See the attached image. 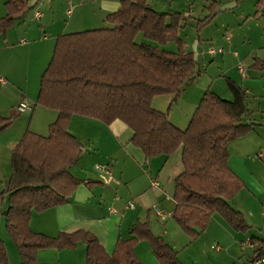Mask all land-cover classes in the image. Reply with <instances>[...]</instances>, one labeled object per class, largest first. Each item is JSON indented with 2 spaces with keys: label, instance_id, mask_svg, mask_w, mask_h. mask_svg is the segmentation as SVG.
<instances>
[{
  "label": "trees",
  "instance_id": "16d2710c",
  "mask_svg": "<svg viewBox=\"0 0 264 264\" xmlns=\"http://www.w3.org/2000/svg\"><path fill=\"white\" fill-rule=\"evenodd\" d=\"M5 9L0 34L25 15L28 3L10 0ZM179 23V15L157 13L147 0H120L119 10L106 17L104 29L57 38L36 101L55 112L56 119L46 137L29 131L22 136L12 151L11 176L0 195V200L7 196L8 207L1 215L21 264H37L39 250L73 249L79 243L86 246V264H141L134 252L139 242L149 244L160 264H178L176 253L152 235L148 223L136 222L128 237L118 240L111 256L86 232L53 239L30 231L32 212L65 204L80 184L69 172L82 151L68 132L73 116L105 125L122 122L147 160L181 150L182 172L174 180L172 220L191 241L207 229L214 215L235 232L247 231L242 214L229 205L244 183L228 166V144L252 130V124L245 125L251 112L241 88L227 81L231 101L206 92L185 130L171 125L167 114L152 107L156 97H171L170 105L176 102L199 73L193 53L178 38ZM208 23L210 18L198 28ZM139 34L156 46L137 43ZM168 43L176 46L175 52L161 49ZM10 125V118L0 116V132ZM4 258L0 242V261Z\"/></svg>",
  "mask_w": 264,
  "mask_h": 264
},
{
  "label": "crops",
  "instance_id": "0c3cea01",
  "mask_svg": "<svg viewBox=\"0 0 264 264\" xmlns=\"http://www.w3.org/2000/svg\"><path fill=\"white\" fill-rule=\"evenodd\" d=\"M8 1L10 0H0V20L7 15L5 4ZM258 1L256 0L253 14L250 15L249 22L243 29L249 42L247 52L248 60H251L249 69L252 72L246 71L245 77L241 78L236 67L233 70L229 68L225 71L229 78L222 76L225 87L218 85L214 89V82L209 83L206 87L205 80L202 81L204 85L193 87L192 81L180 94L190 101L192 106L190 109L193 110L190 114L195 112L206 92H211L223 100L231 101L232 95L228 90L227 81L241 88L245 94L247 106L251 112L246 121L249 124L246 126L252 124V130L228 144V166L244 183V188L230 202L231 207L242 214L246 224L244 212L254 210L243 204L249 203V199L253 203L259 195L264 196L262 195L264 186L257 181L259 171L264 169V163H259L255 159L262 143H264V132H261L264 129V70L261 69V66L264 65V27L259 25L260 20H264V0L259 3ZM235 2L234 0L222 7L213 2L207 8L212 15L209 14L210 22L216 14L235 8ZM27 3L29 11V0ZM147 3L151 7L150 0H147ZM68 5L70 7L66 14L70 16L71 24H67L66 28L79 25L84 26L82 32H87L107 27L105 19L108 15L119 10L120 0H91L90 3L83 0L74 6L70 0ZM88 5L89 11L86 9ZM222 8L224 10L219 11ZM217 10L218 12H216ZM87 13L93 19L84 20ZM162 14H177L180 16L181 22V14L177 12L170 11ZM40 18L41 16L37 19ZM18 19L4 34H0V116L11 119V125L0 132V153L4 163L0 161V171L5 170L2 175L4 182L0 179L3 188L11 176L12 151L22 136L29 131L46 137L49 126L56 119L55 112L38 106L36 101L41 76L52 59L57 38L62 36L60 32L63 25L55 24L54 14L48 17L43 16L39 22V29L34 25L16 28L15 24ZM99 24H103V27L89 29L91 25ZM235 35H238L237 32ZM235 35L226 38L227 41L232 42V45L227 46L224 51L223 47H219L221 49L218 50L222 52L216 53L213 57L207 53L209 58L217 59V55H220L222 64L225 61H234L235 58H239V53L232 50ZM243 37L238 35L240 40ZM22 40L23 43L20 42ZM181 41L185 44L187 51L193 53L188 49L186 43ZM200 44L201 41L198 40L195 48H198ZM215 56L217 57L215 58ZM206 73L207 70L204 69V75ZM248 76L249 78H247ZM180 95L179 97H181ZM162 97H166L162 102L165 107L170 105L172 98ZM156 98L153 99L152 106L153 103H157L154 102ZM23 99L33 102L34 109L29 113L28 121L20 119V117L14 119L12 115L13 108H16ZM38 107L42 110L39 111ZM186 116V118L173 117L172 119L170 115L168 121L174 127L183 130V124H189L191 119L188 112H186ZM35 118L37 124L34 125ZM43 121L42 125L39 124ZM33 127L34 131L31 130ZM76 131L80 132V139L76 137ZM68 132L76 138L82 148L78 161L69 169L70 174L80 184L65 204L44 212L31 213L29 229L32 233L55 239L60 234L86 232L93 235L105 253L111 256L118 240L127 238L131 227L136 222H141L148 223L152 235L162 238L176 253L178 264H226L231 261L237 262L242 258L243 246H245L243 236L246 232H235L218 216H212L207 229L193 241L172 220L176 206L173 201L172 186H174L175 178L182 172V164L178 169L176 167L177 157L172 158L170 155L159 158L157 156L158 158L153 157L145 162L146 158L142 151L131 142L132 131L120 121L105 125L94 119L73 116L68 126ZM96 166H100L101 169L98 170ZM152 180L158 182V189L150 188ZM165 185L168 193L164 192ZM2 200L6 201L8 207L7 196H4L0 201ZM129 204L133 205L132 209L128 208ZM157 207H160L162 212L158 211ZM5 211L0 209V242L4 247L5 257L0 261V264H21L17 247L7 234L5 221L4 227L2 226L1 221L4 218L1 212ZM156 211L161 215L158 216ZM249 216L252 217L251 213ZM251 240V250L256 248V244L259 246L253 252L251 260L255 255L264 257V240L253 238ZM12 244L16 250H13ZM134 252L141 264H160L147 242L137 243ZM36 262L37 264H86V246L79 243L73 249H42L37 252Z\"/></svg>",
  "mask_w": 264,
  "mask_h": 264
},
{
  "label": "rangeland",
  "instance_id": "374dc122",
  "mask_svg": "<svg viewBox=\"0 0 264 264\" xmlns=\"http://www.w3.org/2000/svg\"><path fill=\"white\" fill-rule=\"evenodd\" d=\"M68 1L70 0H29V8H30L29 11L26 12L25 15L19 17V19L16 21L15 27L19 28L23 26L27 27L29 25H34L39 29L38 26H39V22L41 21L40 19L43 16L48 17L49 15L54 14L55 21H56L55 24L57 26L63 25V27H61V32H60L62 35L82 32V29H83L82 27L84 26L72 25L71 28H68V29L66 28L67 24H71L70 23L71 18L68 14H66L67 9L70 7L68 5ZM71 1H72V5L74 6L75 4H77V2H81L83 0H71ZM86 1L88 3L91 2V0H86ZM233 1L234 0H150V5L152 9L156 12L168 13L172 11V12H177L181 14L182 19L180 22V29L178 31V38H180L186 43L189 50L193 51V49L195 48L196 42H198V40L201 41L200 46L196 48V55L198 56L196 71H199V73L197 77L194 79V81L192 82L193 87L194 86L196 87L198 85H204L202 83L203 80L207 82L206 87L209 83L212 84L213 82H214V85H213L214 89H216L218 85L225 87L224 79L222 78V76L224 75V77L229 78V76H227L225 71L229 68L232 70L235 69V67L239 63L244 64L247 72H252V70L249 69L251 60L250 61L248 60V52H247V50L249 49V42L246 36L244 35L243 29L248 24L249 22L248 19L250 15L253 14V11H254L253 6L256 0H235L236 1L235 8H233L232 10L218 13L214 16V18H212V21L210 23L201 27L200 29H198L197 27L198 23L210 17L211 14L207 10V8L211 4H213V2L220 4V7H222V6H226L232 3ZM86 9L89 11V5L88 7H86ZM36 12L40 14L41 16L40 19H37L34 17V14ZM88 19H93V18L91 17L90 14L87 13V17H85L84 20H88ZM259 25L261 27H264V20H260ZM95 27H98V28L103 27V24L91 25V28L89 29H94ZM236 32L239 36H244L243 39L240 40L238 38V35H235ZM231 35L236 36L233 41L234 46L232 50L239 53V58H235L234 61H225L224 64H222L221 62L220 55H217L218 57L215 56V58L217 57V59H214V58L210 59L209 56L207 55V52L210 49L218 50V49H221L219 47H223V51H224V49H226L227 46L232 45V42H230V40L229 41L226 40V38H228ZM136 42L137 43L145 42V43H149L151 45L156 46L154 42L144 39L141 34L137 36ZM162 48L165 51H170V52L176 51V46L173 43H168L165 46H162L161 49ZM204 69L207 70L206 75H204ZM247 78H249V76ZM180 96L181 97H178L176 102L166 107L162 103L164 102L163 98H166V97H157L155 99L156 101H154L157 103L156 104L153 103L152 107L156 111H159V112L163 111V113L167 114V118H169L170 115L172 116V119L173 117H176V118L185 117L186 118L187 117L186 112H188L189 115L192 117L194 113L190 114L193 111L192 108L190 109V107H192L190 105V101L187 100V98L185 97L183 98L182 95ZM20 102H26L27 104L33 106V102L26 100V99H23ZM38 110L40 111L42 109L38 107ZM12 111H13L12 115L14 119L20 117V119H25L27 121L29 120L30 114H19L15 107L13 108ZM34 121H35L34 125L37 124L36 118L34 119ZM42 123H44V121L40 122L39 124L42 125ZM187 126H188V123L183 124L182 126L183 130H185ZM33 129L35 128L34 127L31 128L32 131H34ZM261 132H264V129H262ZM76 135H77L76 137L80 139V132L76 131ZM261 150H264V143H262L261 145L260 151ZM176 157H177L176 167L178 169V167L181 166L180 149H178V151L172 154V158H176ZM159 158H162V156H159ZM255 159H257L259 163H264V159L257 158V155L255 156ZM0 161L1 163H3L1 153H0ZM146 161L147 159L145 160V162ZM165 170L167 171L168 169H165ZM4 171L5 170H3L2 172L0 171V179H2L3 182L4 180H3L2 175ZM163 173L165 174V171ZM257 181L260 183V185L264 186V169H261L259 171ZM169 188H170V185H169ZM172 189L174 190V186H172ZM164 192L168 193V189L166 190V185H165ZM229 205L232 206L231 202H229ZM243 205L251 207L254 210V211L247 210L243 214L249 226V229L246 231L245 236H243L244 240H251V238L258 239V240H264V215H262V212H264V196L259 195L258 197L254 199L253 203L249 199V203H244ZM6 208H7L6 201H3V200L0 201V209L2 211H5ZM157 210L162 212V209L160 207H157ZM250 213L252 217L249 216ZM1 222H2V226L4 227V220L2 219ZM12 247H13V250H16L13 244H12ZM243 247L244 249H243L242 258L238 260L237 262L231 261V262H226V264H249V262H251V257L253 255V252L257 250L259 246L256 244V248L254 250H251L250 246H248L247 244H245V246Z\"/></svg>",
  "mask_w": 264,
  "mask_h": 264
},
{
  "label": "built area",
  "instance_id": "2783aa9c",
  "mask_svg": "<svg viewBox=\"0 0 264 264\" xmlns=\"http://www.w3.org/2000/svg\"><path fill=\"white\" fill-rule=\"evenodd\" d=\"M35 15H36V18H39L40 17L39 14H37V13ZM20 42L23 43L24 41L22 40ZM221 52H222L221 50H213V49H210L207 53H208L209 56L213 57L216 53H221ZM236 68H237V71H238L239 75L241 76V78H244L245 75H246V71H247L246 68H245V66L242 63H239L236 66ZM1 82L4 83V81H1ZM16 109H17V112L19 114H29V113L32 112L33 107L31 105L27 104L26 102H20L18 104V106L16 107ZM257 158L264 159V150H261L257 154ZM96 168L98 170L101 169L100 166H96ZM158 187H159V185H158V182L156 180H152L150 182V188L151 189H158ZM128 208H131L132 209L133 208V205L129 204L128 205ZM156 213H157L158 216L161 215V213L158 212V211H156ZM245 244H247V245L250 246L251 245V241L250 240H245ZM249 264H264V257H255V258H253L251 260V262H249Z\"/></svg>",
  "mask_w": 264,
  "mask_h": 264
},
{
  "label": "water",
  "instance_id": "95a60500",
  "mask_svg": "<svg viewBox=\"0 0 264 264\" xmlns=\"http://www.w3.org/2000/svg\"><path fill=\"white\" fill-rule=\"evenodd\" d=\"M223 10H224V8H222L219 11H223ZM216 12H218V10ZM192 52H193V60H194V62H196L197 61L196 48H194ZM248 124H249V122L245 123V125H248ZM3 191H4V188H3L2 184H0V195L3 193Z\"/></svg>",
  "mask_w": 264,
  "mask_h": 264
}]
</instances>
